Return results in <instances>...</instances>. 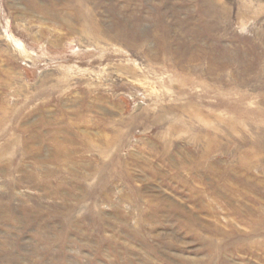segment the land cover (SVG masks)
Listing matches in <instances>:
<instances>
[{
  "label": "rangeland",
  "instance_id": "rangeland-1",
  "mask_svg": "<svg viewBox=\"0 0 264 264\" xmlns=\"http://www.w3.org/2000/svg\"><path fill=\"white\" fill-rule=\"evenodd\" d=\"M0 264H264V0H0Z\"/></svg>",
  "mask_w": 264,
  "mask_h": 264
}]
</instances>
